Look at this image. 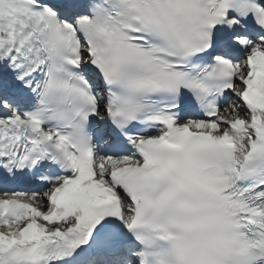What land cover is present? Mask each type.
<instances>
[{"label": "snow or ice", "instance_id": "snow-or-ice-1", "mask_svg": "<svg viewBox=\"0 0 264 264\" xmlns=\"http://www.w3.org/2000/svg\"><path fill=\"white\" fill-rule=\"evenodd\" d=\"M0 264H264V0H0Z\"/></svg>", "mask_w": 264, "mask_h": 264}]
</instances>
